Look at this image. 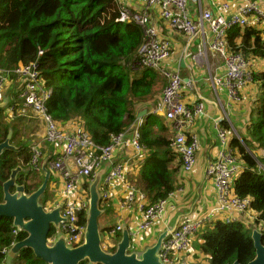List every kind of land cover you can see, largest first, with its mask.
<instances>
[{"label": "trees", "instance_id": "1", "mask_svg": "<svg viewBox=\"0 0 264 264\" xmlns=\"http://www.w3.org/2000/svg\"><path fill=\"white\" fill-rule=\"evenodd\" d=\"M118 14L114 0H0V68L37 62L46 86L54 89L47 105L58 125L61 128L69 124L82 125L99 145L109 144L114 135L136 123L137 106L149 96L157 76L153 70L140 64L139 48L145 41L143 27L133 22H116ZM228 44L234 53L258 61L255 82L241 92L243 103L237 105L241 109L247 108L251 101L244 99L254 91L257 103L250 106L244 131L241 123L240 128L234 126L241 140L232 136V146L229 143L243 163L241 173L232 183L235 193L252 199L251 206L257 219L228 223L225 215L220 214L207 221L193 236L192 264H200L203 256L206 264H226L235 260L248 263L255 256L253 228L262 231L264 243V170L259 165H264V71H258L264 68V35L258 28L236 27L228 33ZM40 51H43L42 55ZM16 79L14 77V83L9 84L12 88L19 86L20 90L11 92L10 96L14 95L15 101L11 105L15 104L19 110L21 87ZM255 84L256 89L253 88ZM156 116L148 114V120L140 130L141 142L149 147L155 141L152 132ZM16 129L19 130L17 124L0 119V142L10 131L13 142L18 137ZM172 141L173 138L166 136L160 139V143L166 144L164 156L148 157L143 159L142 166L140 163L145 183L142 190L147 193L150 203L167 198L177 186L178 167L170 168L169 163L175 159L174 155L181 157L173 150ZM30 145L19 140L16 144L19 150L6 149L3 152L0 158V202L4 196L3 182L21 162L24 170L19 174L18 182L24 184L28 192L42 183L43 178L30 173ZM50 181L53 183L52 175ZM51 196L48 187L41 202ZM104 205L103 209L106 208ZM87 212L81 214L83 222ZM14 228L12 218H0V264H4L5 259L2 249L9 247L14 240ZM110 229L105 227L101 231ZM26 235L21 232L17 239ZM14 264L47 263L31 248H24ZM80 264L89 263L83 261Z\"/></svg>", "mask_w": 264, "mask_h": 264}, {"label": "built area", "instance_id": "2", "mask_svg": "<svg viewBox=\"0 0 264 264\" xmlns=\"http://www.w3.org/2000/svg\"><path fill=\"white\" fill-rule=\"evenodd\" d=\"M242 4L234 9L226 2L219 12L210 8H201L199 21L189 16V0H114L119 14L115 18L118 23H135L143 27L145 41L139 48L142 66L158 71L165 79L166 85L163 96L154 113L162 114L174 127L175 135L172 141L173 150L182 160V170L189 174L194 170L200 149V136L196 132H188V127L206 115V106L198 102L195 106H188L184 100L185 81L180 69L170 66L172 57L171 41L164 37L154 21L151 9L158 7V15L172 30L187 34L190 40L199 33L203 39L209 32L212 38L208 45L200 47L197 56L207 57V54L219 55L223 60V71L211 78L214 90L224 88L227 93L226 103L222 106L224 112L221 119L214 122V131L219 139L214 158L207 167L206 177L213 182L217 191V199L211 210L201 214H194L178 223L177 228L164 240L159 255L164 264H179L194 250L193 236L209 220L216 215L224 214L228 223L237 222L246 217L254 218L251 214L250 197H240L235 193L234 179L243 169V163L230 146L229 132L223 122L231 120L225 109L242 103L241 92L250 86L255 78L258 61L246 58L241 53H234L228 44V33L232 28H258L264 34V0H240ZM197 2L200 3V0ZM206 29V31H205ZM205 31V32H204ZM208 38V37H207ZM200 44V43H199ZM198 44V45H199ZM43 54V51H40ZM196 56V57H197ZM16 75V76H14ZM20 83L22 99L20 109L23 116L29 113V119H37L43 124L44 133L41 138L33 140L30 145V165L33 170H43V161H48V168L55 173L63 192V198L57 202H49V208L61 207V215L65 219L54 229L51 240L62 234L70 247L80 245L86 232L85 222L81 214L88 210L89 186L96 174L103 168L106 172L98 185L101 202L106 204L115 194V188L121 187V206L136 205L140 220L130 228L132 250H137L139 243L154 233V227L159 224L165 213L170 199L182 191V188L172 191L167 198L156 203H150L147 194L141 191L129 180V175L135 160L144 157L145 146L141 142V132L138 127H129L124 132L116 134L107 145L94 142L88 131L82 126L61 128L48 108V101L53 95V87L46 86L42 79L38 63H20L9 69L0 68V102L4 100L7 84L13 81ZM16 110V111H15ZM18 111L16 105L8 107L11 115ZM235 131V129L233 128ZM235 133H237L235 131ZM239 136V135H238ZM133 150L119 158L122 150ZM46 149L49 151L46 158ZM45 151V153H44ZM264 170V165L259 164ZM171 225L164 224V228ZM122 230V225L110 230L115 236ZM14 240L17 242L20 231L14 228ZM8 247L2 249L7 253Z\"/></svg>", "mask_w": 264, "mask_h": 264}, {"label": "crops", "instance_id": "3", "mask_svg": "<svg viewBox=\"0 0 264 264\" xmlns=\"http://www.w3.org/2000/svg\"><path fill=\"white\" fill-rule=\"evenodd\" d=\"M124 1L127 2L128 0ZM189 1V16L197 21L201 19V8H210L214 12H219V10H221V6L226 2L231 3L233 9L235 6L239 7L242 4L240 0H200V3L197 2L198 0ZM150 11L152 15H154L153 19L156 25H158L161 34L171 41L172 57L170 58V66L175 69H180V72L185 81L183 90V101L190 107L195 106V104L198 102H203L206 106L207 114L204 115L199 121L194 122L188 127V132L198 133L201 141L200 149L198 152L197 164L193 172L189 174H184L182 171L181 159L178 156L174 155L175 159L169 163V166L170 168L178 167V174L175 179L177 187L182 188V191H180L177 196H174L170 199L169 205L165 213L163 214L161 220L159 221V224L154 227V233L149 234L147 238L143 240V242H140L137 250H142L146 246L151 245V242L156 239V236L164 228V224H169L173 226L177 222V220H179V223L185 218L193 217L194 214H201L203 212L211 210L210 208L213 206L214 202L217 199V191L214 187L213 182L207 179L206 170L209 164L211 163L212 159L214 158L215 150L219 143V139L216 135V132L214 131V122L222 118L224 114V112L222 111V106L226 103L227 100L226 90L224 88L214 90L211 83V78L214 75L220 74L223 71L222 58L217 54H212L211 52L207 54V57L197 56L198 49L200 47H203L205 44L208 45L212 38V35L210 34L209 37V32L207 31L206 35L208 38L206 37L203 39L204 35L202 33H199L194 36L193 39L190 40V36L170 29L165 24V22L161 20L158 15L157 6L152 8ZM153 72H155L157 76L156 79L153 81L151 93L144 101L140 102V104L137 106V111L138 114L143 110L147 111L144 118H140L141 124H139L138 126L139 130H141L142 125L147 122L148 114L152 113L157 115L155 118V122L153 125L154 129L152 132L155 135L153 136V139L155 141L153 144H151V147L144 144V157L140 160L134 161V166L132 167V170L129 175L130 182H132L141 191H143V185H145L141 172V161L145 158L154 157L156 155L163 157L164 147H166V144L160 143L159 140L164 138L165 136L167 138H172L175 135V130L171 122L168 121L162 114L153 112V110L157 108L158 103L160 102L163 96V89L166 85L165 78L158 71L153 70ZM9 83L14 82L10 81ZM9 83L6 87L7 89H9V91L4 93V100L6 101V105L4 107L8 105L7 109L13 102H15L14 95L10 96V93L17 91L18 89L20 90L19 86H15L14 88H12V84ZM250 86H252V84ZM252 96L253 94H250V96L247 95L244 101H251ZM10 98L12 101H10ZM241 106L238 107V105H236L232 108L225 109L226 113L229 115L231 120V124L228 121L223 122V125L226 127V129L230 131L228 137L230 144L232 136H236L238 139L241 140V137L238 136V131H236L235 127L240 128L241 123V129L244 131L245 123L249 119V113L247 112V108L243 107L241 109ZM27 115L29 116V113H27ZM23 117L27 122H29L27 123L28 130H31V132H26L27 137L32 132H34L33 134L44 133V127L41 123L39 124L37 121L28 119L26 115H24ZM138 121L139 117L137 115L136 122ZM76 125L77 124H69L67 127ZM233 128L237 133H235ZM159 137L161 138L158 139ZM147 142L146 144H148ZM126 152L132 155L133 150L130 151L129 148L122 150L118 155L119 158H122V155ZM48 154L49 151H47L46 149V158L48 157ZM57 184H60L58 179L54 181L53 185ZM121 191V187L115 188V195L108 202H106V208L104 209L103 214L110 215L111 220H109V222L104 221L103 227L100 225L102 229L105 227H111V229H113L118 225L133 228L137 225V222L140 220L136 205H128L126 207L121 206ZM61 195L63 198V192ZM147 199L150 202L148 195ZM109 231H102L106 233V243H103V245L104 247L105 245H108L110 248H115L116 238H118L117 234L115 236H112ZM186 260L192 263V254H189L186 257Z\"/></svg>", "mask_w": 264, "mask_h": 264}, {"label": "water", "instance_id": "4", "mask_svg": "<svg viewBox=\"0 0 264 264\" xmlns=\"http://www.w3.org/2000/svg\"><path fill=\"white\" fill-rule=\"evenodd\" d=\"M6 105V101L0 102V109ZM146 110L138 114L142 118ZM11 133L0 142V158L6 149H14L11 143ZM48 161H43L44 179L37 189L30 194L25 191L24 184L18 183V175L23 172V166L18 165L11 170L10 176L3 182V201L0 202V218L10 217L13 225L19 231L25 232V238L16 242L8 251L6 262L12 264L16 256L24 248H31L34 254L43 259L47 264H80L87 261L89 264H164L159 255L163 240L178 226V221L169 228H165L157 239L144 249L130 250L132 246L131 231L123 226L121 237L114 251H107L103 246V237L100 227V217L103 214L101 195L98 185L106 168L101 169L89 186V204L86 217V232L83 242L70 247L66 243L64 235L59 234L51 240L52 230L63 220L61 207L46 208L41 203L42 196L46 193L50 180L51 171L47 167ZM14 188V191H12ZM263 234L257 229L252 231L255 256L246 264H264ZM179 264H191L185 260ZM226 264H242L239 260Z\"/></svg>", "mask_w": 264, "mask_h": 264}, {"label": "rangeland", "instance_id": "5", "mask_svg": "<svg viewBox=\"0 0 264 264\" xmlns=\"http://www.w3.org/2000/svg\"><path fill=\"white\" fill-rule=\"evenodd\" d=\"M258 71L259 72H262L264 70H262L261 68H259ZM253 88L256 89V84L253 86ZM256 95L257 94L254 91L253 96H252V99H251V102H250V105H249V107H247V112L250 111V106L251 105H253V104L255 105L257 103V101H256V99H257ZM253 100H255V101H253ZM23 113H24L23 110L19 109L15 114L11 115L10 113H8V109L6 107L2 108V111H0V119H3L4 118V121H7L9 123L13 122L14 124H17V126L19 127V130L20 131L18 129H16V131H18V135H17L18 137L15 140H13V142L11 140L12 145H14L17 150H19V149H18V146H16V144L18 143L19 140H22V142H26L28 144H31L33 142V140L39 139L43 135V134H33L34 132H32V133L29 134L28 137L26 136L27 135L26 132H31V130H28L27 123H29V122H27L25 119L24 120H17L18 118L23 117ZM36 121L39 124L41 123L39 119H37ZM42 126H43V124H42ZM10 133H12V131H10ZM255 153H256V151H255ZM141 162H142L141 163V166H142L143 165V160ZM21 165L23 166V162H21ZM28 166H29V169H30V173H32L34 175H37L40 178H43L44 179V176H45L44 170H41L39 172H36L35 170L32 169V167L30 165V162L28 163ZM56 180H57V177H56L55 173H52V182H53V184H54V181H56ZM53 184L50 181V184H49L50 186L49 187H50V191H51V195L52 196L50 198H48L47 200H45L44 202H41L46 207H48V204H49L50 201L57 202L61 198V190H62L61 184H57V185H53ZM109 220H111L110 215L103 214L100 217V220H99L100 221V225L103 227L104 221H108L109 222ZM102 237H103L102 243H106L105 242L106 241V233L105 232H102ZM118 240H119V238H116L115 245L117 244ZM153 242H151V243H153ZM196 246H197V243H196ZM104 248L107 251H112L111 248L108 245H105ZM199 263L200 264H206V262H205V256H203V259L200 260Z\"/></svg>", "mask_w": 264, "mask_h": 264}, {"label": "clouds", "instance_id": "6", "mask_svg": "<svg viewBox=\"0 0 264 264\" xmlns=\"http://www.w3.org/2000/svg\"><path fill=\"white\" fill-rule=\"evenodd\" d=\"M236 28V27H235ZM242 29V28H241ZM264 35V34H263ZM230 46V45H229ZM141 64V63H140ZM141 66H142V64H141ZM144 67V66H143ZM152 70V69H151ZM263 70H264V68H263ZM155 71V70H154ZM263 72V71H262ZM166 80V79H165ZM255 82V81H254ZM164 90V89H163ZM144 118V116L141 118V119H143ZM139 124H141V121H140V118H139V121L138 122H136L134 125H132V127H138L139 126ZM141 132V131H140ZM172 138H174V136L172 137ZM181 163H182V161H181ZM48 167V166H47ZM183 171V170H182ZM193 172V171H192ZM184 173V172H183ZM185 174V173H184ZM51 175H52V173H51ZM178 186H180V185H178ZM178 188H180V187H177L176 186V188L174 189V190H177ZM216 189V188H215ZM173 190V191H174ZM52 203L54 202V201H51ZM102 203V202H101ZM104 206V204L102 203V207ZM46 207V206H45ZM46 208H48V207H46ZM103 209V208H102ZM104 210V209H103ZM251 214L253 215V217H255V219L254 218H250L249 216L248 217H246V219H250V220H252V221H256V219H257V217L253 214V210H252V206H251ZM86 217H87V214H86ZM16 228V227H15ZM122 228H123V226H122ZM263 228H264V226H263ZM55 229V228H54ZM53 229V230H54ZM130 229V228H129ZM254 229V228H253ZM255 229H257V230H259L258 228H255ZM122 231V230H121ZM121 231H119L118 233H117V237L120 239V236H119V234L121 235ZM260 231V230H259ZM110 232V231H109ZM260 232H262V231H260ZM20 233H21V231H20ZM54 233V232H53ZM52 233V234H53ZM160 234V233H159ZM158 234V235H159ZM263 234V233H262ZM20 235V234H19ZM158 235L156 236V239H157V237H158ZM52 236V235H51ZM50 238H52V237H50ZM155 239V240H156ZM19 240L17 239V242H18ZM13 246V245H12ZM11 245L8 247L9 248V250H10V248L12 247ZM104 246V245H103ZM194 246H195V244H194ZM4 249V248H3ZM8 250V251H9ZM114 250H115V248H114ZM114 250H112V251H114ZM131 251H132V249H130ZM137 251H140V250H137ZM3 253V252H2ZM3 254H5V259H4V264H7V262H6V258H7V254H8V252L7 253H3ZM17 257V256H16ZM15 260V259H14ZM185 261H187V260H185ZM188 262V261H187ZM190 263V262H189ZM12 264H14V261H13V263ZM192 264V263H191Z\"/></svg>", "mask_w": 264, "mask_h": 264}, {"label": "flooded vegetation", "instance_id": "7", "mask_svg": "<svg viewBox=\"0 0 264 264\" xmlns=\"http://www.w3.org/2000/svg\"><path fill=\"white\" fill-rule=\"evenodd\" d=\"M20 173H21V172H20ZM20 173H19V174H20ZM18 176H19V175H18ZM18 183H19V182H18ZM19 184H21V183H19ZM25 187H26V186H25ZM12 189L14 190V188H12ZM36 189H37V188H36ZM25 190H26L25 192H26L27 194H30V193H31V192H28V191H27V188H26ZM32 192H33V191H32Z\"/></svg>", "mask_w": 264, "mask_h": 264}, {"label": "bare ground", "instance_id": "8", "mask_svg": "<svg viewBox=\"0 0 264 264\" xmlns=\"http://www.w3.org/2000/svg\"><path fill=\"white\" fill-rule=\"evenodd\" d=\"M16 65V64H15Z\"/></svg>", "mask_w": 264, "mask_h": 264}]
</instances>
